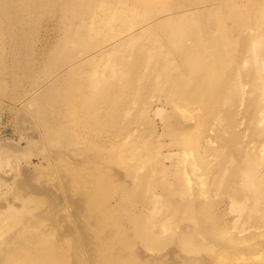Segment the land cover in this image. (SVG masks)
<instances>
[{"label": "rangeland", "instance_id": "rangeland-1", "mask_svg": "<svg viewBox=\"0 0 264 264\" xmlns=\"http://www.w3.org/2000/svg\"><path fill=\"white\" fill-rule=\"evenodd\" d=\"M192 1L0 0V264L10 263L22 241L34 249L33 260L20 264H97L95 256L109 246L115 252L105 254L108 264L122 261L115 259L117 254L128 255L123 258L131 264L148 262L144 230L125 216L124 207L132 206L118 205L110 211L108 204L118 199L124 187L114 177L115 169L126 173L134 167L141 172L157 167L147 159H133L134 147L138 155L147 143L155 153L160 148L166 151L161 143L176 141L175 131L163 125V117L151 108L146 111L142 103L146 96L161 101L172 97L162 81L167 80L166 72L182 73L171 80L211 81L209 97L203 96L208 106L200 112L211 143L200 149L196 159L198 147H173L182 151L180 167L188 150L189 164L203 171L199 172L204 191L214 211L197 220L185 206L191 203V190L173 172L161 175L157 179L170 182L167 189H158L167 217L166 237L153 254L166 257L169 250L177 251L175 233L195 219L194 229L209 232L213 240L208 258L217 264H264V246L250 250L246 246L264 240V162L254 179L245 174L251 157L264 156V122L261 126L248 116L264 106V31L259 27L264 26V0H225L228 11L215 14L211 8L219 9L221 0H197L208 3L207 11L196 19V12L190 10V17L176 26L189 33L185 37L190 44L201 34L200 39L211 47L198 53L199 67L180 60L179 67L172 64L169 70L163 67L159 50L149 58L151 33L157 46L162 38L168 43L156 23L154 28L149 25L159 17L151 14L169 7L177 11L178 3ZM70 48L77 55L85 53L75 62L65 59ZM91 81L100 88L96 96L88 86ZM158 107L167 121L175 119L171 105L153 109ZM196 107L192 104L185 112L190 114ZM230 111L232 125L226 114ZM56 113L62 115L61 125L49 122ZM131 128L119 160L112 139L123 138ZM166 161L170 164L169 158ZM24 169L32 174L25 184ZM145 188L139 184L137 191ZM176 188L182 190V197L175 207L167 196ZM66 189L68 196L63 193ZM79 198L80 211L75 203ZM229 206L231 210L224 214L222 209ZM137 208L144 204L138 203ZM234 225L235 230L242 229L238 245L245 249L228 241L223 244L227 227ZM52 242L60 254L53 251ZM141 254L144 261L131 258Z\"/></svg>", "mask_w": 264, "mask_h": 264}, {"label": "bare ground", "instance_id": "bare-ground-1", "mask_svg": "<svg viewBox=\"0 0 264 264\" xmlns=\"http://www.w3.org/2000/svg\"><path fill=\"white\" fill-rule=\"evenodd\" d=\"M150 1L154 3V2H159L161 0H150ZM217 3H218V6H221V7H219V9L216 7L211 8V11H212L211 14L224 13V11H228L227 8L225 7L226 6L225 0H221L219 2L217 1ZM178 4L180 8L177 11L174 10L173 7L163 8V9L153 11L157 13H152L151 15L159 14V17L157 19L158 22H154V20L151 19L150 24H149L151 27L154 28L155 23H156V25L159 26V28H161L162 36L167 37L166 39L168 41L167 43L162 38L161 42L157 46L155 44L157 38L155 39V34L151 33L149 36L148 46H147L149 58H151L154 55L155 51L159 50L158 51V53H160L159 59L162 58V63L164 65L163 67H167L169 70L172 69V64H176L175 68L179 67L177 63L180 60H182L184 64L188 66H192L193 63L195 62L196 67H199L200 65L198 62L200 61L197 58L198 53L202 51L203 48L205 49V48L211 47V45H205L204 41L200 39L201 34L199 35L198 39H195V41L192 44H190L186 40L187 37H185V34H189V33L188 32H185L184 34L181 33L179 30V27L176 26L178 22L179 23L183 22V19H188L190 17L189 13H187L190 10H194L193 12H196L194 18L198 19L199 17H201L202 14L207 11V8L209 6L208 3L207 2L201 3L200 1L193 0L192 4L186 5V4H182L181 2ZM145 12L147 13L148 10H146ZM259 27H263L262 29L264 31V26H259ZM171 28H172V36L170 37ZM167 30H168L169 35L167 33ZM209 30L210 31L212 30L210 26L208 27V31ZM257 35H259V33H257ZM84 53L85 52L83 50L82 53L77 55V52H75L74 49L70 48L67 51L65 59L74 58V62H75V60H78L79 57L84 55ZM201 54L202 53H199V55ZM65 59L64 61H66ZM78 73H82V72H78ZM181 75L182 73L180 72L174 73V74L173 72H166L165 77L167 80H162L164 81L163 83L165 86V91L167 92V94L170 93L172 95L171 98L169 96L165 98V101L164 100L161 101L159 98L154 97L153 99V97L148 98L146 96L147 98L145 97V99H143V102H142L147 106L145 108L146 111H148L149 108H151V110H153L151 112L154 115L158 114V115H161V117H163V125L166 127H171L170 130L175 131L177 135L176 141H174V144H170V145H162L161 143V147L167 146L166 151L164 150L161 151V148H160V150L156 151L155 153L149 150V146L146 145L147 143L143 145L144 150L141 149L140 150L141 152H139L138 155L135 152L138 147L136 149L135 147L133 148V154H132V156H134L133 159L141 158L142 161L143 160L145 161V159H147L148 163L156 164L157 167H155L156 168L155 169L153 166H151L144 172H141L142 169H139L140 170L139 171L138 169H135L136 167H134V168H129L128 171L126 170V173L120 171L118 169L119 167L115 169L113 173L114 177L118 180V182L121 185H124V187H122V192L119 194V197H117L118 199H114V202L111 203V205L108 204V210L115 211L118 209V205L128 206V203L130 204V206H132L129 209L128 207H124V212H125L126 218L129 219L133 223V225L136 226V228L140 226L144 230V235L146 238L145 240L146 242H144V246L146 250L150 251L149 256L145 257L146 260L148 261L146 262V264H177V261H179L180 264H215V263L217 264V262H215V259L211 260V258H208V256L211 255L210 246L211 244H213V240L210 238L209 232L206 231L205 233L202 231H196L194 229L195 219L194 221L193 219H191L190 222L186 223L183 228L179 229L175 233L176 234L175 243L178 247L177 251L174 249L169 250L168 252L169 256L167 255L168 257L167 256L163 257L164 254H161V257L153 254V250L155 246L157 244L164 243L165 237H166L165 236L166 228L164 225V220L167 217H166V214H163L162 209H161V205L163 204L161 202L163 200L161 201L160 200L161 198L160 199L158 198L161 195L160 190L158 191V189L160 187L167 189L170 182L164 178L157 179L161 175L166 176L171 171L175 174L178 181L183 180V183L186 185V187H188V190H191L190 191L191 196L193 195L191 203H187L185 206L189 207L191 212L193 211L196 213L195 218L197 220H199L198 218H200L201 220L203 215L204 217L205 215H211L209 211L211 210L212 212L214 211L213 208L211 209V203L207 201L206 197L208 196L206 195V192L204 191V180H203V176H201V172L203 171L199 169L197 171L195 164H189L190 163L189 156L191 154L190 152H188V150H185V153H186V157L187 155L189 156L186 158L187 160L185 159L184 165L180 167L179 163L181 162L180 156L182 154V151L180 150L179 147H175V148L173 147L174 145L183 146V148L189 145H192V146L194 145V147H198L199 150L197 151V153L193 154L194 159H196V158H199L201 155L200 154L201 152H199L201 151L200 149L208 147L209 143H211L210 131L209 129L205 128L206 122L204 120V117L200 115V112H202V110L206 106H208V101H203V96L205 95L209 97L210 95L209 93L210 91L208 89L210 80H171L173 78L178 79V77ZM88 86L91 89L93 95L95 96L98 95V90L100 88H98V84L96 83V81L89 82ZM236 86H238V84ZM173 96H176V98H173ZM235 96H237L236 97L237 101L240 100L241 97L239 96V94H235ZM263 102H264V99H262V103ZM160 104L162 108H165L166 105H171L173 111H175V116H174L175 119L172 122L167 121V115H163V112H161L162 110L159 107L157 109H153L154 105L158 106ZM192 104L197 105V107L195 108L194 111L192 110L193 111L192 113L187 114L185 110H187L190 106H192ZM256 111L254 112V110H252L250 112L251 114L248 116H250L251 121H253L252 119L255 120L256 118L258 123L261 122V126H262V122H264V106L261 109H259L258 112ZM226 114L227 116L229 115L230 118H227V120L229 124L232 125L233 124V111L226 112ZM49 122H52L55 125H61L62 115H60L59 113L52 114L49 117ZM132 130L134 129L133 128L129 129V131L123 136V138H119L117 140L112 139V144H113L112 146L116 150L119 160H120L119 155H121L120 153L123 154L124 147L126 149L128 146L126 144H128L127 141L130 135L132 134ZM34 140H33V143H34ZM35 144H33L34 147L36 146ZM0 154L2 155V149L0 150ZM260 155L261 154L254 155L249 160L247 171H245L247 178L254 179L255 178L254 176H257L256 173L258 172L257 170L258 165L264 162L262 158L264 156L260 157ZM166 158H169L170 164L167 163ZM123 162L124 161L122 160V163ZM175 164H177L178 167ZM170 166H174L175 169L172 167L170 168ZM24 170L25 171H22V172L24 173V176L26 178L24 179L25 180L24 182L22 180L23 184L27 183L29 179H31V175H32L31 172H29L28 170L26 169ZM22 183L20 182V185ZM101 183L102 182H100V184ZM126 183L127 185H125ZM138 183L143 184V186L146 187L144 192L137 191V186L139 185ZM68 190H69V186H68ZM99 191L100 193L102 192L101 186H99ZM63 193H64V196H68L69 194L67 192V189ZM181 195H182V190L180 188H176L172 193H170V196H167L169 198L168 203L171 204L172 206H175L177 203H180L181 202L180 198L182 197ZM80 201H81V198L75 201L76 208L79 211L82 208V204ZM138 203L144 204V208H137ZM214 203L216 202L213 201V205ZM233 203L234 202H232L231 204L232 210H233L232 208ZM227 208L228 207L222 209V212L224 214L227 213V210H231L230 206L228 209ZM239 218L240 217L236 219V222ZM236 228H237L236 225L227 227L226 232H225L226 237H225V240L223 241V244H225V242L228 241V243H233L236 246H238L236 247L237 249H245L238 245L241 242V241H238L239 240L238 231L240 233V231L242 232V229L235 230ZM67 230L68 228L65 229V232ZM252 236L250 235V237ZM246 239H248V236ZM260 240L257 242H254V244H251V245H249L250 242H248L249 244L246 245L248 247L247 249L249 250L256 249L260 245L264 246V240L262 241V238ZM188 241L190 243H188ZM20 243L21 245H19V247L17 248L18 252L16 253L15 256H13L10 259L9 264H20L21 261L24 259L26 260L32 259L30 257L34 249L32 245L27 242H23V241ZM55 243L56 242L51 243L52 245L51 248H53V251H55L56 253L60 254L61 249L53 246L55 245ZM130 245H131V242H130ZM105 250H107V252H105ZM100 252L101 253L98 256H95L97 264H108L107 257L105 256V254L106 253L108 254V252H115V247L109 246L106 249L102 248ZM130 254L132 255V253ZM120 255L117 254L115 256L116 260H122L121 262H118L117 264H131L130 263L131 261H128L126 258L125 259L123 258L124 256H128V255H124V254L123 255L120 254ZM136 257H138L139 259L141 258L142 260L145 259L142 256V254H141V257H139L138 255L131 256L133 260Z\"/></svg>", "mask_w": 264, "mask_h": 264}]
</instances>
